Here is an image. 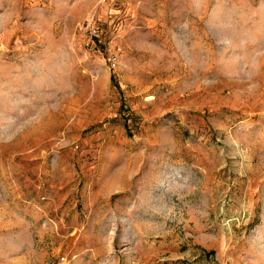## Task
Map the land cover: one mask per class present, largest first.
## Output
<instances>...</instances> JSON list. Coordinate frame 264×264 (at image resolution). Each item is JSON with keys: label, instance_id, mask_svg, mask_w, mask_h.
Returning <instances> with one entry per match:
<instances>
[{"label": "rangeland", "instance_id": "1", "mask_svg": "<svg viewBox=\"0 0 264 264\" xmlns=\"http://www.w3.org/2000/svg\"><path fill=\"white\" fill-rule=\"evenodd\" d=\"M0 264H264V0H0Z\"/></svg>", "mask_w": 264, "mask_h": 264}, {"label": "built area", "instance_id": "2", "mask_svg": "<svg viewBox=\"0 0 264 264\" xmlns=\"http://www.w3.org/2000/svg\"><path fill=\"white\" fill-rule=\"evenodd\" d=\"M98 36H99L98 29L97 28L91 29L90 30V36H89L86 44L88 46H91L92 48H94V46H95L94 44H96L95 38L98 37ZM109 60L112 62V64H115L113 58L110 57Z\"/></svg>", "mask_w": 264, "mask_h": 264}]
</instances>
